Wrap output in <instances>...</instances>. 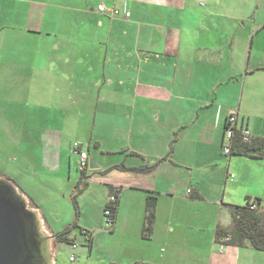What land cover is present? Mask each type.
<instances>
[{
	"label": "crops",
	"instance_id": "0c3cea01",
	"mask_svg": "<svg viewBox=\"0 0 264 264\" xmlns=\"http://www.w3.org/2000/svg\"><path fill=\"white\" fill-rule=\"evenodd\" d=\"M5 1L12 0H0ZM13 1L21 6L0 11V24L36 25L40 36L82 45L83 51L76 52L82 63L78 69H102L99 91H105H98L95 115L114 121L118 132L127 129L126 138L90 132L84 145L88 162L95 165L88 171L107 190L103 211L109 187L119 192L115 221L108 228L102 211L108 233L97 234L114 256L100 257L96 236L83 227L79 230L89 232L92 241L80 251L81 261L74 257L71 262L73 254L58 260L51 242L53 264H252L258 251L248 246L220 249L215 234L225 208L219 201L221 185L224 196L228 178L233 180L230 169L244 161L222 154L228 117L235 115L237 128L252 139H264V0ZM100 4L130 16L99 14ZM38 7L75 16L49 21ZM68 72H75L69 63ZM104 104L111 109L106 111ZM126 105L131 115L125 117ZM258 108L261 122L253 126ZM70 150L57 184L76 185L80 179L72 172L70 157L76 155ZM141 167L149 169L137 171ZM88 171V186L80 195L89 188ZM151 194L157 205L152 231L145 233V203Z\"/></svg>",
	"mask_w": 264,
	"mask_h": 264
},
{
	"label": "rangeland",
	"instance_id": "374dc122",
	"mask_svg": "<svg viewBox=\"0 0 264 264\" xmlns=\"http://www.w3.org/2000/svg\"><path fill=\"white\" fill-rule=\"evenodd\" d=\"M20 3L13 0L0 2V11L18 9ZM38 9L43 11L45 19L49 21L52 17L65 20L75 16L65 9ZM246 12L248 10L244 13ZM242 23L244 21L237 23L239 31H243ZM35 27L36 25L20 21L12 25L0 24V179L9 180L17 189L23 188L25 192L18 189L19 192L27 199L29 207L38 212L43 230L48 235L54 236L73 223H78L77 228L72 229L69 234L75 241V249L73 244L51 240L58 260L68 259L73 254L78 262L81 261L79 253L87 246V240L79 230L83 227L90 229L93 237L96 236L99 246L97 251L101 252L100 257L106 259L114 254L110 249L106 251V246L109 248V245L105 243L104 237L97 234L108 233L102 220L107 190L96 183L94 174L87 170L90 177L89 188L76 198V208L72 200L75 182L57 184L60 182L55 179L63 173L62 163L68 160L67 152L71 151L74 143L83 145V150L87 152L84 145L90 132H115L116 138L119 135L126 138L127 129L118 132L114 121L105 122L100 115H95L102 69L94 68L92 72L89 69L87 73L83 68L78 69L82 63L76 52L83 51L82 45L77 41L65 42L59 37L40 36ZM27 29L31 30L30 33ZM53 31L54 28H51L52 35ZM68 63L72 64L75 72H68ZM103 91L104 88L99 91L100 94ZM110 107L112 106L102 105L106 111ZM258 109L254 111L258 119L252 120L253 126H258L261 122V109ZM122 114L125 117L131 115L130 106L126 105ZM51 147L54 149L51 150ZM70 158L72 172L77 175L78 160L74 156ZM100 158L104 161L106 159ZM111 160L107 158L106 162ZM232 160L244 161L230 169L229 175L233 180L228 178V189L224 196L221 185L220 197L223 198L219 201L225 205L220 215V227L223 229L231 225L230 207L244 206L246 196L262 200L264 211V159L232 156ZM221 168L225 170L223 164L220 165L219 169ZM223 174L220 171L222 180ZM243 175L246 178H241ZM47 226L53 234L49 233ZM251 262L264 264V253L254 252Z\"/></svg>",
	"mask_w": 264,
	"mask_h": 264
},
{
	"label": "trees",
	"instance_id": "16d2710c",
	"mask_svg": "<svg viewBox=\"0 0 264 264\" xmlns=\"http://www.w3.org/2000/svg\"><path fill=\"white\" fill-rule=\"evenodd\" d=\"M231 116L232 115H230L229 117ZM228 119L225 124L224 136L228 126ZM242 131H243L242 128H237L236 120H235V123L233 125V137L230 140V146H229L230 153L229 155H224L222 151V154L227 157L239 156L250 159H264V139L253 138L250 143H245L242 141ZM224 136H223L222 146L224 143ZM81 150H83L82 146H81ZM86 154L88 155L87 152ZM76 157L78 160V156ZM148 169L149 168L147 167H141L137 169V171L145 172ZM87 170L83 172H79L77 170L80 174V179L75 185L73 192V199H72L74 206L76 208H77L76 198L88 186L87 183L88 178L85 176ZM18 189L20 190L19 187ZM118 193L119 192L117 190L113 189L112 187H109V196L110 198L113 197V200L112 201L109 200L108 204L105 206L103 211V215H104L105 210H109L110 212L109 218L112 222L115 221L117 215L118 202H119ZM251 204L256 205V210L250 209ZM156 205H157V198L154 196V194H151V196L147 197L145 203V228H144L145 233L147 232L149 233L150 231H152V225L155 218ZM229 210L231 217V225L226 229L223 228L217 229L215 234V243L217 245H221L223 244V241L225 239H228V242L224 243L225 246H234L238 248H243L245 246H248L254 251L264 253V211L261 208V202L259 200L251 201L249 198H247L244 206L242 207L231 206ZM75 228H77L76 222L73 223L68 228H66L61 233L54 235L55 241L59 243L70 244L71 242L70 240H68L67 236L71 233V230ZM83 235L86 238L87 243L91 244L92 241L91 234L89 232H86Z\"/></svg>",
	"mask_w": 264,
	"mask_h": 264
},
{
	"label": "water",
	"instance_id": "95a60500",
	"mask_svg": "<svg viewBox=\"0 0 264 264\" xmlns=\"http://www.w3.org/2000/svg\"><path fill=\"white\" fill-rule=\"evenodd\" d=\"M52 239L24 195L0 179V264H53Z\"/></svg>",
	"mask_w": 264,
	"mask_h": 264
},
{
	"label": "built area",
	"instance_id": "2783aa9c",
	"mask_svg": "<svg viewBox=\"0 0 264 264\" xmlns=\"http://www.w3.org/2000/svg\"><path fill=\"white\" fill-rule=\"evenodd\" d=\"M97 12L99 14H103V15H109L111 17H117L118 15H120V11L115 9V8H106L103 4H100L98 7H97ZM122 17L124 19H128L130 14L128 11H125L123 12V14H121ZM235 116L232 115L231 117H229L228 119V126H227V129H226V133H225V136H224V143H223V146H222V151H223V154L224 155H229L230 153V140L232 139L233 137V125L235 123ZM252 140V138L250 137V134L247 130H243L242 131V141L245 142V143H250ZM72 150H73V153L78 156V163H77V170L79 172H83L85 170H87L89 168V163H88V155L86 154L85 151L81 150V146L77 143L73 144V147H72ZM110 200L112 201L113 200V197L110 198ZM250 209L251 210H256V205L255 204H251L250 206ZM104 217L106 219V226L109 228L113 222L110 220V212L109 210H105L104 212ZM228 242V239H225L223 241V244L219 245L220 249H222L225 244L224 243H227ZM73 249L76 248V245H72ZM69 260L72 262L74 261V255L71 256L69 258Z\"/></svg>",
	"mask_w": 264,
	"mask_h": 264
}]
</instances>
